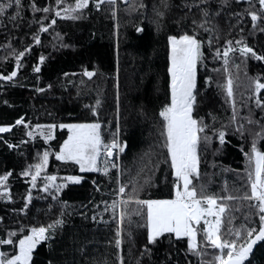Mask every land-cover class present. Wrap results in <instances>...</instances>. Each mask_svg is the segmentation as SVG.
<instances>
[{
  "label": "trees",
  "instance_id": "1",
  "mask_svg": "<svg viewBox=\"0 0 264 264\" xmlns=\"http://www.w3.org/2000/svg\"><path fill=\"white\" fill-rule=\"evenodd\" d=\"M160 2L114 0L109 3L103 0L97 9L94 0H89L82 18L72 20L55 16L51 10L34 11L30 6L61 10L75 0H61L60 4L56 0H21V15L9 20L16 11L13 0V7L0 16V76L8 75L13 69L17 71L12 81L0 80V125L11 126L9 131L0 133V175L11 173L4 185H0V192L7 186L9 197H0V238H8L7 233L12 231L17 234L14 239H18L21 226H25L24 234H27L29 226L47 225L60 215L63 202L68 205L63 209V227L34 250V264H49L50 260L53 264H93V261L117 264V253L123 258L122 264H211L218 254L219 250L204 247L203 256H196L188 251L186 237L176 238L168 233L147 245L146 228L137 226L144 221L135 215L136 205L128 207L129 216L121 224L123 242L117 249L114 241L118 213L113 214L111 209L105 211L106 205L117 198V169L112 163L120 165L122 184L139 173L138 182L144 185L139 192L140 199L171 198L175 178L171 175L170 161L165 162L167 152L162 147L159 111L170 102L167 38L185 32H196L202 38L203 64L197 65L195 118H203L208 125L200 134L197 149L200 175L193 177V182L198 189L206 184L208 193L218 197L240 196L247 190L244 153L248 151L252 134L260 131V123H264V110L255 102L257 96L264 101V89L259 95H253L248 78L259 76L264 82V61L255 60L251 54L246 58L241 56L235 41L243 38L258 55H264V32L259 31L264 23L258 19L257 30L251 31V18L245 11L249 9V0L239 3L229 0L227 7H220L219 0H210L211 11L217 12L219 7V12L211 17L209 26H214L215 31L209 44V34L193 24V19L197 23L201 19L196 0H168L170 7L160 9L164 15L157 17L154 5L159 7ZM250 2L252 10H259V4L254 0ZM141 3L143 8L133 10ZM185 4L193 6L189 9ZM232 13H242L239 23ZM41 24L47 31L38 33L41 42L36 44L32 37ZM137 27L142 30L137 32ZM226 39L232 41L235 49L229 53L228 68L238 120L244 124L243 138L236 132V125L229 123L233 106L224 89L219 87L225 84ZM61 43L70 46L62 47ZM29 45L17 67L15 54ZM41 55L45 57L42 63ZM36 64H40L39 72L33 71ZM85 70L93 72V76H85ZM37 88L43 91L37 92ZM249 113L259 123L250 125L240 119ZM17 119L22 123L17 125ZM37 123L55 124L53 139L45 143L41 137L25 134L28 131L25 125ZM61 123H99L103 142L110 143L115 135L124 151L114 153L112 161L103 152L98 156V167H107V173L103 170L81 172L73 162L55 158L59 145L68 135L66 128L58 127ZM221 128L226 132L223 145L218 131L214 132ZM204 135L211 140L205 142ZM8 143L13 147L9 148ZM257 143L259 147L264 139ZM45 150L49 152L48 163L38 175L36 187L31 188V200L24 208L23 197L29 193L31 176H22L21 172L28 165L39 163L38 153ZM49 175L56 177L53 188L43 192L40 189L48 183ZM69 175L80 176V182L67 181ZM145 176L150 178L149 183H144ZM61 183L65 187L53 200L54 186ZM126 191L130 192L131 186ZM224 203L227 214H222L223 233H227L229 219L236 228L258 227V215L251 214L255 209H250L248 202ZM197 227L202 229L203 222ZM202 241L198 232V244ZM145 245L150 252H144ZM80 248L84 251H79ZM0 250L11 252L12 245L0 244ZM245 264H264V242H259Z\"/></svg>",
  "mask_w": 264,
  "mask_h": 264
},
{
  "label": "snow or ice",
  "instance_id": "2",
  "mask_svg": "<svg viewBox=\"0 0 264 264\" xmlns=\"http://www.w3.org/2000/svg\"><path fill=\"white\" fill-rule=\"evenodd\" d=\"M61 0H56L57 4H60ZM103 0H94V7L99 9ZM237 3L240 0H236ZM109 3H114V0H109ZM259 10H252L251 2L249 0V9H246V14L251 18L253 25L252 32H255L258 28L257 21L260 19L261 23H264V0H258ZM203 4L204 7H199ZM89 5V0H75L74 4L64 5L61 10L55 8L49 9L44 7L43 9L36 8L35 5L30 7L34 11L49 12L50 10L55 12V16H60L64 19L77 20L82 18V12ZM14 6L16 11L12 13L9 20H15L21 15V0H14ZM185 7L191 9L193 5L185 4ZM196 6L199 8L201 19L199 23L193 19V24L197 29L203 28V30L209 34V44H211V34L215 31L212 24L211 17L218 15L217 12L211 11L210 0H196ZM220 7L229 6V0H219ZM13 7V0H7V2H0V16L6 14V10H10ZM143 8L141 3L133 7ZM170 4L168 0H161L160 6L154 5V12L157 17H162L164 12L160 9H168ZM115 12V9H113ZM239 19L242 18V13H232ZM43 19V17L41 18ZM52 23H55L53 19ZM235 27V25H233ZM142 29L137 27L136 31L140 32ZM47 31V28L41 24L37 33H33V42L39 44L41 38L38 33ZM243 31V29H241ZM259 31L264 32V28H259ZM168 67L167 72L169 76V91L170 102L165 103L160 111L159 117L162 120V147L166 149L167 156L165 162L170 161L171 175L175 178L172 185L171 198L169 199H140L139 192L143 189V184L138 182L139 173L137 177L129 178L127 184L121 183V172L119 171V163H112V167L117 169V189L115 192L116 199H113L111 204H107L105 211L112 210L113 214L118 213L117 227L115 230V247L119 249L122 245V228L121 224L124 219L129 216L128 207L130 205H136L137 210L135 215L141 217L144 221L143 224L137 225L138 227L146 228L147 245H151L157 242V238L162 234H174L176 238L186 237L187 248L189 252H192L196 256H203L202 248L211 247L215 250H219L218 254L214 255L211 264H245L248 260L250 253L253 252L254 246L258 242H264V144L258 147V141L264 139V123H260V131L252 134L251 143L248 151L244 153L246 159V174H247V190L243 195L232 196L226 195L218 197L215 194H209L207 191V185L201 184L199 189L193 182V177L199 178V157H198V144L201 140V133L205 132L208 127L204 123L203 118H195V108L197 103V65L203 64L202 38H200L196 32L188 34L187 32L179 35H169L168 38ZM225 48L223 52L224 57V72L226 74L225 84L219 85L223 88L227 100L232 104V116L229 123L236 125V132L240 133L243 138L244 124L238 120V112L234 102V90L233 80L229 75V53L235 51L232 46L231 40L224 41ZM235 45L238 48L241 56L245 58L248 54L257 61H264V55H258L252 47L248 46L243 41V38L236 40ZM62 47H69L68 44L61 43ZM31 45L25 48L19 54H15L17 61V67L20 66L21 57L28 52ZM216 56L219 58V49L216 51ZM40 62H44L45 57L41 55L39 57ZM239 67L238 65H233ZM34 72L40 71V64L33 66ZM17 71L13 69L8 75L0 76V80L12 81L16 77ZM65 76L67 73L64 74ZM84 75L92 77L93 72L88 70L84 71ZM39 79V77H37ZM251 87L252 94L256 95L261 93L264 89V82L260 81V77L248 78ZM205 83H208L206 79ZM51 87V85H49ZM37 92L43 91V89L37 88ZM256 104L262 110H264V101L257 96ZM99 104V100H97ZM93 114L95 115V108H93ZM245 120L248 124H257L259 121L252 118L251 113L247 117L240 118ZM17 125L22 123L21 119L15 121ZM10 125L0 126V133L9 131ZM56 125H35V129L40 130V135L43 137L44 142L47 143L53 139L52 129ZM61 129L66 128L68 130L67 138L59 145V151L55 153V158L58 161L73 162L79 166L81 172L84 171H100L103 170L107 173V167L100 169L98 167V156L106 153L108 157L113 155V150L118 147L116 137L110 143L105 144L101 137V125L99 123H61L59 125ZM26 129H31L32 126L25 125ZM218 131V139L220 144L225 143L226 132L224 128L220 130L214 129V132ZM27 136L32 137L35 135V130H29L25 133ZM205 142L211 140V137L204 135ZM7 143V142H6ZM8 147L12 148L13 145L8 143ZM243 151V148L241 149ZM119 151H124L123 147H119ZM118 155V153H117ZM39 163L28 165L21 175L28 177L31 176L29 193L23 197L24 208L28 207L31 200V188L36 187V180L41 170L47 165L49 152L45 150L42 154L38 153ZM107 164L108 161L106 160ZM11 175L10 172H6L0 175V185H4V182ZM48 183H45L40 189L43 192H50L53 188V181L55 176L46 177ZM144 183H149L150 178L145 176ZM67 181L79 183L80 176L69 175L66 177ZM131 186V191L127 192L126 189ZM55 191L52 194V199L56 200L60 190L65 187L64 183L54 186ZM239 191V190H237ZM250 192V194H249ZM126 195L127 198H124ZM0 197H8V188L5 185L3 191L0 192ZM220 201V202H218ZM225 201H245L248 202L250 209H255L252 215H258L259 224L258 227H241L236 228L232 226V221H227L229 227L227 233H223L221 230L222 214H227V208ZM67 202H63L60 215L47 225L41 226H29L27 227V234H24L25 226H21L20 235L18 239L16 232L9 231L7 233L8 238H0V244L12 245L11 252L0 251V264H30L33 262L34 250L37 245L42 241L47 242L55 236L56 230L62 228L65 224L63 219L64 211ZM51 207V206H50ZM146 209V212L144 211ZM23 211V209H21ZM214 218V219H213ZM95 220V217H93ZM203 222L202 229L197 227ZM131 223V221H130ZM202 235L203 241L198 244L197 233ZM131 236V233H129ZM203 242H206L203 243ZM144 246V252H150V249ZM79 251L83 252L84 249L80 248ZM143 254V253H142ZM117 264H122L123 258L117 253ZM49 264H53L50 260ZM93 264H97L93 261ZM106 264V262H103Z\"/></svg>",
  "mask_w": 264,
  "mask_h": 264
},
{
  "label": "rangeland",
  "instance_id": "3",
  "mask_svg": "<svg viewBox=\"0 0 264 264\" xmlns=\"http://www.w3.org/2000/svg\"><path fill=\"white\" fill-rule=\"evenodd\" d=\"M37 124H40V125H48V124H53V123H37ZM37 124H35V125H37ZM65 124H69V123H65ZM73 124H75V123H73ZM35 125H33L31 129H28V131H29V130H35V135H33L32 137H34V136H38V137L43 138V137L40 135V130H39V129H35ZM54 125H55V124H54ZM0 126H4V125H0ZM58 127H59V126H58ZM59 128H60V127H59ZM67 132H68V130H67ZM54 135H55V128L52 129V136L54 137ZM105 156H106V153H105ZM201 222H202V221H201ZM0 251H1V250H0Z\"/></svg>",
  "mask_w": 264,
  "mask_h": 264
},
{
  "label": "built area",
  "instance_id": "4",
  "mask_svg": "<svg viewBox=\"0 0 264 264\" xmlns=\"http://www.w3.org/2000/svg\"><path fill=\"white\" fill-rule=\"evenodd\" d=\"M116 141H117V145H118V147L115 148V149L113 150V155H114V153H119L120 142H119V139H117ZM113 155H112L111 157H108L107 155H106V156H107V158H108L110 161H112V160H113Z\"/></svg>",
  "mask_w": 264,
  "mask_h": 264
},
{
  "label": "flooded vegetation",
  "instance_id": "5",
  "mask_svg": "<svg viewBox=\"0 0 264 264\" xmlns=\"http://www.w3.org/2000/svg\"><path fill=\"white\" fill-rule=\"evenodd\" d=\"M241 1H246V0H241ZM254 1H255L256 4H259V3H258V0H254ZM262 90H263V89H262ZM259 94H260V93H259ZM259 94H257V95H259Z\"/></svg>",
  "mask_w": 264,
  "mask_h": 264
},
{
  "label": "water",
  "instance_id": "6",
  "mask_svg": "<svg viewBox=\"0 0 264 264\" xmlns=\"http://www.w3.org/2000/svg\"><path fill=\"white\" fill-rule=\"evenodd\" d=\"M258 244H259V242H258ZM258 244H257V245H258ZM257 245L254 246V250H255V248L257 247ZM254 250H253V252H254ZM253 252H252V253H253ZM252 253H250V256H251ZM250 256H249V257H250ZM248 259H249V258H248ZM246 261H247V260H246ZM246 261H245V262H246Z\"/></svg>",
  "mask_w": 264,
  "mask_h": 264
}]
</instances>
